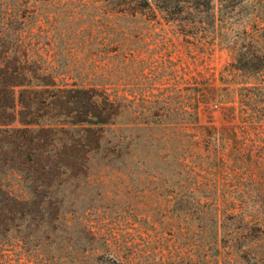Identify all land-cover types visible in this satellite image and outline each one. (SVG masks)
<instances>
[{
    "label": "rangeland",
    "instance_id": "1",
    "mask_svg": "<svg viewBox=\"0 0 264 264\" xmlns=\"http://www.w3.org/2000/svg\"><path fill=\"white\" fill-rule=\"evenodd\" d=\"M24 41L59 77L66 65L105 77L129 104L205 95L198 120L147 112L92 125L89 151L42 133L30 146L49 158L32 165L54 168L10 182L49 198L17 221L28 243L0 264H264V0H0V59Z\"/></svg>",
    "mask_w": 264,
    "mask_h": 264
},
{
    "label": "trees",
    "instance_id": "2",
    "mask_svg": "<svg viewBox=\"0 0 264 264\" xmlns=\"http://www.w3.org/2000/svg\"><path fill=\"white\" fill-rule=\"evenodd\" d=\"M167 1V0H156ZM185 4L190 3L184 1ZM187 10L199 22L204 14L198 15L192 6ZM165 10H169L166 8ZM197 15V16H196ZM20 41L17 36V41ZM30 43L13 44L7 47L0 59V252L9 247L24 248L28 243L26 226L17 221L32 217L30 206L44 204L40 199L49 198V192L35 188L16 187L11 183V176L19 172L31 174L34 171L50 172L54 167L47 163L32 165L35 158L46 157L42 147L30 145L40 142L42 133L52 139V147L58 149L61 143L64 150L78 148L89 151V138L95 134L92 125L115 123L121 116L135 114V119L145 117L149 112L152 117L162 118L168 114L189 120L199 118V106L204 99V89L195 90L190 98L182 92L157 95L140 94L141 103L129 104V96L119 91L109 90L108 79L97 75L78 74L71 76V68L66 65V75L59 77L55 66L40 62L31 57ZM73 81L68 82V77ZM137 94H134V100ZM61 107L63 112L53 115L51 112ZM41 111L42 120H35V111ZM63 115L65 122H53ZM146 118V117H145ZM21 127H16V123ZM64 124L70 125L66 128ZM60 125V126H59ZM76 126H79L77 128ZM77 132L79 138L72 137ZM60 134L68 135L69 140H62ZM96 143L99 137H95ZM23 150V152H21ZM50 151V150H48ZM63 165V166H61ZM55 166L69 167L67 164ZM20 180V179H19ZM18 180V182H19ZM44 199V200H45ZM43 200V201H44ZM42 201V202H43ZM21 223V222H20ZM22 236H15L14 229H20Z\"/></svg>",
    "mask_w": 264,
    "mask_h": 264
}]
</instances>
